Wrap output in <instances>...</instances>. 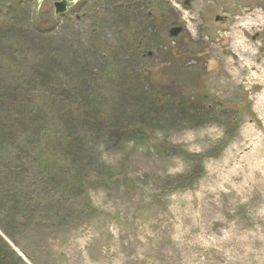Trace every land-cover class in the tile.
<instances>
[{"label":"rangeland","instance_id":"1","mask_svg":"<svg viewBox=\"0 0 264 264\" xmlns=\"http://www.w3.org/2000/svg\"><path fill=\"white\" fill-rule=\"evenodd\" d=\"M57 1L0 0V264H264V0Z\"/></svg>","mask_w":264,"mask_h":264},{"label":"water","instance_id":"2","mask_svg":"<svg viewBox=\"0 0 264 264\" xmlns=\"http://www.w3.org/2000/svg\"><path fill=\"white\" fill-rule=\"evenodd\" d=\"M74 1L71 0H58L57 2L54 3V10H55V15L57 14H65L68 11V8L74 5ZM188 4V2H185ZM217 20H222L220 16L217 17ZM183 31L182 26H174L170 30V36L171 37H177L179 34Z\"/></svg>","mask_w":264,"mask_h":264},{"label":"trees","instance_id":"3","mask_svg":"<svg viewBox=\"0 0 264 264\" xmlns=\"http://www.w3.org/2000/svg\"><path fill=\"white\" fill-rule=\"evenodd\" d=\"M0 100H2V101H4L5 100V98L4 97H0ZM1 101V102H2ZM6 114H5V118L6 119H8V120H10L9 122H15V121H18L19 120V118L21 117V115L18 113V114H11V112H5ZM0 261H1V256H0Z\"/></svg>","mask_w":264,"mask_h":264},{"label":"flooded vegetation","instance_id":"4","mask_svg":"<svg viewBox=\"0 0 264 264\" xmlns=\"http://www.w3.org/2000/svg\"><path fill=\"white\" fill-rule=\"evenodd\" d=\"M184 29V28H183Z\"/></svg>","mask_w":264,"mask_h":264}]
</instances>
